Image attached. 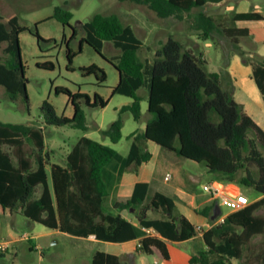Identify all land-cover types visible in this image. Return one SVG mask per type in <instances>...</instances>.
I'll use <instances>...</instances> for the list:
<instances>
[{
	"label": "trees",
	"instance_id": "1",
	"mask_svg": "<svg viewBox=\"0 0 264 264\" xmlns=\"http://www.w3.org/2000/svg\"><path fill=\"white\" fill-rule=\"evenodd\" d=\"M118 1L145 6L161 19H188L190 29L205 40L217 24L204 13L193 10L222 0ZM51 18L57 20L63 29L70 28L72 31L68 39L64 34L62 36L68 70H73L72 61L81 52L83 43L108 62L111 61L102 54L103 43L110 41L120 49L117 62H111L119 75L111 95L129 97L131 102L122 106L119 113L130 112L133 120L138 121L141 117V97L137 91L148 71L137 55L143 44L136 38L133 29L123 25L116 14H95L82 24L85 35L79 41L77 52H74L69 48L70 40L76 35L70 25L71 13L62 7H55ZM262 19L263 16L257 12L233 16L235 21ZM26 30L15 17L4 23L0 15V46L5 44L7 55L5 63L0 64V86L10 101L23 98L27 102L28 99L18 39L19 34ZM32 34L39 47L40 43L50 41L39 35L36 24ZM225 36L235 46L238 38L248 36V30H225ZM194 47L197 48L196 45ZM237 49L242 62L252 67V79L264 96V57L254 56L255 60H252L253 55L248 56L239 47ZM37 67L54 68L52 62L37 63ZM79 71L83 77L93 75L99 84L106 81V73L95 64L80 67ZM222 79L220 73L208 71L201 53L193 52L192 48L188 49L173 36H168L156 51L149 70V118L141 135V139L202 164L219 181L263 196L238 211L230 212L219 225L198 231L185 217L174 216V203L165 195L154 193L147 201L149 185L145 182L135 183L129 192L118 193L112 210L106 211L102 203L106 196L102 170L116 156L112 147L81 137L66 156L65 166L49 164L47 154H43V128L9 123H0V215L20 207L25 218L47 228L79 238L93 236L102 242L124 243L137 239L132 223L121 215V212L133 210L137 213L138 225L155 232V235L148 236L143 233L136 247L137 252L150 255L156 249L163 260H168L166 241L184 242L201 233L205 250L191 255L189 264H230L232 259H240L250 240L264 233V217L253 214L264 206V130L234 100L232 86L223 83ZM55 94L68 97L74 110L73 116H58L45 100L40 106L45 126H69L85 131V114L80 102L91 108H104L107 103L98 94L90 98L87 94L79 91L73 94L62 87H56ZM121 128L122 120L118 116L102 134L116 144L121 139ZM4 146L10 152L4 151ZM150 157L149 152L141 150L133 142L127 161L139 166ZM38 186L42 188L41 194L39 198H34ZM214 207L215 202L196 212L210 217ZM148 211L160 212L162 217L149 219L146 217ZM235 227L240 228V232ZM209 255L216 256V260L209 261ZM0 256H3L2 253ZM258 256L264 264V251ZM91 264L121 262L116 255L96 252ZM247 264L253 262L248 261Z\"/></svg>",
	"mask_w": 264,
	"mask_h": 264
},
{
	"label": "rangeland",
	"instance_id": "2",
	"mask_svg": "<svg viewBox=\"0 0 264 264\" xmlns=\"http://www.w3.org/2000/svg\"><path fill=\"white\" fill-rule=\"evenodd\" d=\"M242 2L243 4L239 7L231 4V10H226L227 12L219 10L213 15L216 18V23H223L225 26L233 28H248L252 31L253 35L242 39V45L249 47L248 50L250 51L247 55H253L250 59L255 60L254 56L264 57V22L255 26L240 25L232 17L234 12H253L255 6L264 15V4L263 0H243ZM55 7H62L71 13L70 25L76 31V35L74 39L70 40L69 48L74 52H77L79 41L85 35L81 27L82 24L95 14H116L123 25L130 26L133 29L134 35L143 44L137 55L148 71L143 85L137 91L138 95L144 96L141 103V117L138 121L133 120L130 112L119 113V109L122 106L131 102L129 97L119 94L111 95V90L116 86L119 79L118 72L111 62H117L120 49L114 47L110 41L103 43L102 54L111 61L108 62L90 46L83 43L81 52L72 61L71 67L73 70H68L66 68V46L62 42V36L64 34L66 39H68L72 31L70 28L63 29L57 20L51 18ZM197 11V9L193 10V12ZM0 15L4 23L8 19L15 17L18 23L27 29L19 34L18 39L28 98L27 102L23 98H19L17 101H10L3 87L0 86V123L42 127L45 141L43 154H47L49 164H64V154L81 137H87L112 147L117 153L114 163H122V161L126 160L133 142L141 150L149 153L157 154L162 151L166 155L170 154L168 150L153 142L148 141L147 144L141 142L140 138L134 141V139L129 138V135L132 133L139 135L144 132V125L149 117L145 99L150 85L149 70L156 51L166 42L168 36H173L186 47L192 48L195 53L198 50L199 52H205L208 56L211 54V48H206L204 42L200 41L198 43L197 39H201L200 36L191 34L192 31L189 27L190 21L188 19L182 21L174 18L161 19L145 6L127 1L119 2L118 0H0ZM35 24L39 35L45 40H50L49 42L40 43V47L32 34L35 30ZM256 39L257 42H255ZM195 43H198V48L194 47ZM4 48L5 44H1L0 64L5 63L7 59ZM248 56H246L247 59H249ZM43 62H52L54 68L47 70L37 67V63ZM91 64L97 65L106 73V81L104 83L99 84L93 75L87 77L81 75L79 68ZM56 87L68 89L73 94L79 91L87 94L90 98H93L94 94H98L107 102L106 106L104 108H91L80 102V107L85 114V131L69 126H45L43 125L40 112L41 103L45 100L52 105L58 116L63 115L68 118L73 116L74 110L68 102V97L65 94H55ZM118 116L122 120L121 139L116 144H112L109 138L102 134V131H105ZM3 149L6 152H10L7 146H4ZM186 161L189 162V160ZM137 167V165H134V168ZM47 168L48 180L50 181V170L48 166ZM134 174L137 173L134 172ZM160 184L162 183L160 182ZM158 186L159 184L151 185L152 189L148 193L146 200H149L150 195L155 190L161 191ZM39 189L35 190V197ZM221 208L223 211L225 210L224 207ZM201 209L202 206L198 210ZM262 209L261 212L264 214V207ZM261 212L259 211L258 214H262ZM135 214L137 213H134L133 210L126 212V216L129 218ZM173 214L177 216L175 211ZM146 217L149 219L161 218L162 214L149 211ZM0 221L2 229L11 230V222L7 215H0ZM26 221L24 219L21 228L28 230L31 235L37 237V240L33 243H37L42 250L29 249L28 237L26 240L23 239L24 242L19 244L15 253H10V242L8 248L0 252L4 255L0 256V264H91L92 254L96 251L119 253L124 249V246H118L122 243L100 242L96 244L87 239L67 234L47 236L43 234L45 231H49L45 226L29 220L32 224L27 227ZM133 221L135 220L133 219ZM132 223L137 227L135 222ZM197 240L198 242H169L168 249L172 259L171 261L163 260L156 251L161 259L160 264H183L182 260L187 264L186 256L193 254L197 247L202 245L201 237H198ZM108 244H112V246H107ZM125 247L130 248L132 251L130 255L120 254V259L127 262V264H142L144 259L155 262L154 259L147 257L148 255L144 256V259L137 256L132 249L134 248V243L127 244ZM262 251H264V235H257L244 248L243 256L240 259H232L230 264H247L248 261H252L253 264H262L258 256ZM208 260H216V256L209 255Z\"/></svg>",
	"mask_w": 264,
	"mask_h": 264
},
{
	"label": "crops",
	"instance_id": "3",
	"mask_svg": "<svg viewBox=\"0 0 264 264\" xmlns=\"http://www.w3.org/2000/svg\"><path fill=\"white\" fill-rule=\"evenodd\" d=\"M242 1L241 0L240 1L222 0L219 3H208L207 5L203 6L201 9H198V11L209 16L216 23V18L213 15L216 11L225 10V12H227L228 10L232 9L230 8L231 4H233L235 7L237 6L239 7L243 4ZM263 4H264V0H263ZM254 9L255 10L253 12L260 13L257 10V6H255ZM237 13H246V12H241V11L234 12L233 16ZM260 14L263 16L262 20L237 21V22L240 25H252V26H255L257 24H262V22H264V15L262 13ZM216 24H217V28L211 33L209 38L205 40L197 39L198 43L202 41L204 42V46L206 48H211V54L208 56L205 54V52H199L198 50L197 52L201 53L203 55V58L206 60L208 71L220 73L223 78L222 79L223 83L226 82L228 86H232L234 100L237 103L241 104L244 108V111L257 123V125H259L264 130V96L260 94L258 88L256 87L252 79V67L250 65L244 64L242 62L241 56L239 55V53H237L238 47L240 48L239 50L241 52L245 54L249 53L250 51L248 50L249 47L247 45L246 46L242 45V39L253 35V33L248 28H241V27L233 28V27H227L223 23H216ZM230 29H247L248 36L238 38V44L233 46L230 42V39L225 36V30H230ZM191 31H192L191 34H195V35L198 34L194 30H191ZM255 42H257V39L255 40ZM198 43H195L197 48L199 47ZM186 48L189 49V47H186ZM140 97H141V103H142L144 96H140ZM145 99H146V105H147L148 92L145 96ZM141 135L142 133H140L139 135L132 133L129 135V138L134 139V141L135 139L140 138L141 142H145L148 144V141L141 139ZM44 148H45V141H44ZM70 150H68L64 154V159H66V156L68 155ZM168 152H170L169 155L162 153V151H159L157 154L150 153L151 157L149 158V160L147 162L141 163L137 168H134V165L136 164L134 162H128L127 158L125 161H122V163H119V162L114 163L115 162L114 159L117 156V153H116L115 158L111 162H109L102 170V178L106 186V196L103 198V201H102L104 209L106 211L112 210L117 194L120 192L131 191L133 186L137 182L148 183L149 185L148 193L152 189L151 187L152 184H159L158 187L159 189H161L162 192L155 190L150 195V198L153 196L154 193H160V194L165 195L166 197L170 198L173 201L174 211L177 213L178 217L183 216L195 228L198 227L200 228V230L206 231L213 225H219L220 223H222V221L231 211H229L225 207H224L225 210L223 211L221 208L223 206L220 205V198L218 196L217 197L211 196L208 192L203 191L202 188L204 186L210 185V184H218L219 186L222 187L224 194H228L231 196L235 194H242L247 197L248 205L258 201L259 199L263 197L261 195L255 194L252 191L240 189L239 187L233 184L223 183L219 181L214 175L209 174L203 165L197 164L191 161L188 162L186 161V159L179 157L174 152H171V151H168ZM13 162L14 164H16V160L14 158H13ZM142 165L144 166L142 167ZM60 166H65V162L64 164ZM134 172L137 174H134ZM167 174H169V180L165 181L164 177ZM160 182L162 184H160ZM37 188L38 189L40 188V189L37 192L36 197L34 196V198H39L41 194L42 188L39 186ZM213 202H215L214 213L218 211V215L216 216V218L214 217V213L210 217H204L201 214L196 212V211H199L198 209L200 206H202V209H203L206 206H209ZM262 207L254 211L253 213L254 216L264 217V214L261 212L263 210ZM259 211L262 214L259 215L258 214ZM2 215L4 216L7 215L9 221L11 222V230L7 231V230L2 229V223L0 221V241H6L8 243L11 242V252L10 253H15L19 244L21 242H24V240L21 239V235L24 233L27 234L29 237V240H28V242L30 243L28 244V248L30 247L29 249H35V250H40V251L42 250V248L37 243H33L37 240L36 239L37 237L34 235H31V233H29L28 230L21 228V225L24 219L27 220L26 221L27 227L31 226L32 224L27 218L23 216L22 208L15 207L11 211L7 210ZM121 215L125 217L128 221H130L131 223L132 222L136 223L137 227L133 223L132 225L134 227L137 239L124 242L122 244L120 243L121 245H118V246H124V249H122L121 252L119 253L117 252L108 253L105 251H96V252H104L108 254H113V255L118 256L120 259V254L130 255L132 253L131 249L126 248L125 245L134 243V248H132L133 251L137 254V256L144 259V256H147V255H144L143 253L136 251V247L139 244V239L144 236L142 232V227L138 225L135 215H132L129 218L128 216H126V211L121 212ZM133 219L135 221H133ZM235 229L237 232H240V228L235 227ZM47 230L49 231H45L43 234L47 236H51V237L57 234H65L58 230H54L50 228H47ZM261 235H264V233H262ZM198 237H201V233H197V235L194 238L187 240V241L198 242L197 240ZM83 239H87L96 244L102 242V241L96 240L93 236H90L88 238H83ZM169 242L170 241L165 242L168 255H169V259L165 261H171L172 259L171 253L168 249ZM106 243H110V242H106ZM201 244L202 245L200 247L198 246L197 250H195L194 253L191 255H194L196 251L205 250L202 237H201ZM107 246H112V244H108ZM156 251H157L156 249H153L152 254L147 256V257L154 259L155 262H151L149 260L144 259L142 264H151V263L160 264L161 259L158 257ZM96 252H94V254ZM94 254H92V257ZM159 256L161 257L160 254ZM190 256H186L185 258L187 264H189L188 261H189ZM120 262L121 264H127V262H124L121 259H120ZM184 262L185 261L182 260L183 264H185Z\"/></svg>",
	"mask_w": 264,
	"mask_h": 264
},
{
	"label": "built area",
	"instance_id": "4",
	"mask_svg": "<svg viewBox=\"0 0 264 264\" xmlns=\"http://www.w3.org/2000/svg\"><path fill=\"white\" fill-rule=\"evenodd\" d=\"M165 181L169 180V174H167L164 177ZM203 191L208 192L211 196H215V197H219L220 198V205L225 207L226 209H228L229 211H238L242 208H244L245 206L248 205V199L246 196L242 195V194H235L233 196L228 195V194H224V191L222 189L221 186H219L218 184H210V185H206L203 188ZM198 231H200V228H196ZM142 232L144 233V235L148 236V235H155V232L153 229H147L142 227ZM21 239L26 240L28 239V235L27 234H22L21 235ZM9 246V243L6 241H0V252L5 251V249H7ZM139 246V244H138Z\"/></svg>",
	"mask_w": 264,
	"mask_h": 264
},
{
	"label": "water",
	"instance_id": "5",
	"mask_svg": "<svg viewBox=\"0 0 264 264\" xmlns=\"http://www.w3.org/2000/svg\"><path fill=\"white\" fill-rule=\"evenodd\" d=\"M7 29H9L8 25L6 26ZM218 215V211L216 213H214V217H216Z\"/></svg>",
	"mask_w": 264,
	"mask_h": 264
}]
</instances>
